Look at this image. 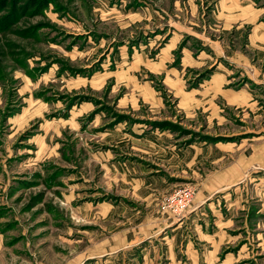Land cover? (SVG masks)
Instances as JSON below:
<instances>
[{"label":"rangeland","instance_id":"rangeland-1","mask_svg":"<svg viewBox=\"0 0 264 264\" xmlns=\"http://www.w3.org/2000/svg\"><path fill=\"white\" fill-rule=\"evenodd\" d=\"M229 6L264 29V0H0V264H198L187 240L205 249L200 264H264L255 220L215 258L190 234L207 156L150 200L108 187L100 163L119 149L113 135H172L167 145L191 156L231 145L232 161L264 147V44L247 47L253 22L224 28ZM212 41L239 49L261 75ZM186 55L197 65L185 66ZM218 66L233 71L224 88L246 89L249 105L205 89ZM172 69L179 85L165 79ZM256 168L243 182L251 212L264 201L250 183L264 173ZM186 188L190 205L167 210Z\"/></svg>","mask_w":264,"mask_h":264},{"label":"crops","instance_id":"crops-1","mask_svg":"<svg viewBox=\"0 0 264 264\" xmlns=\"http://www.w3.org/2000/svg\"><path fill=\"white\" fill-rule=\"evenodd\" d=\"M230 8V6L226 8L229 13L225 14L226 17H223L226 23V25H223L225 29H229L233 24L238 25L246 22H255L248 20L246 9L243 13H234L231 12ZM249 38L247 45L249 49L255 51L262 48L261 45L264 44V29L262 28V24L254 23ZM212 43V47L217 54L225 56L229 54L239 64L241 63L245 67L250 66L248 72L251 75H261L257 67L254 66L255 68H251L253 66L250 65V62H247L249 56L239 53V49L237 51L230 50V47L224 44L223 41H212ZM195 61L192 55H186L183 64L185 66H196L198 61ZM178 72L176 69L165 71V75L167 76L165 78L166 81L168 82L169 78V82H172L174 85H179L175 80H171L172 76L177 77ZM232 73V70L218 66V69L212 74L211 78L205 82L208 85L205 89L213 93L215 97L221 95L226 99L230 98L228 103L233 102L236 105H249L246 89L243 93L242 90L237 92L231 88H224L225 83L230 81L228 77ZM202 86L204 88V83ZM233 91L238 93L242 99L236 100V96L232 97L235 94ZM182 96L185 95L183 94ZM186 104L189 105L188 109L185 106ZM186 104L183 102L181 105L180 103V107L182 110L190 112L193 104L192 102ZM171 136L145 135L141 139L133 135H113L112 141L116 142L115 147L119 149H111L114 151L111 154L110 152H106V154L101 155L103 158L110 157V159L107 158L100 162L106 168V171L110 173V176H108V173L105 174L108 176L107 180L110 182L108 187L118 188V191L125 198L131 197L133 200H150L153 199V194L155 195L158 192L165 194L172 189L176 185V180L172 181L173 177L183 174L185 167L192 169V165L197 162L195 159L200 158V161L207 156V164L213 166V169L204 174H197L199 178L201 176L202 180L199 182L200 190L194 201V203H197L196 207L198 210L196 209L190 214L192 222L194 223L193 231L190 234H193L195 237L197 236L201 243H205L206 240L209 245L208 252L211 253L207 257L213 256L215 258L223 246L228 248L231 243L236 242L234 236L238 233H240V236H237L239 237V242H241L243 240L241 230L249 227V221L255 220L257 229H260L261 232H257V239H254V241L257 240V248L264 251V218L261 217L264 215V201L255 202L257 208L255 207L251 212V206H248L246 203L247 183H243L247 180L251 169L258 167L253 172L264 169V147L253 148L249 156L244 153H239L237 159L235 158L232 161V149L234 148L231 145H222L221 147L215 148L209 145L205 150H199L198 148L195 149V152H193L194 149L192 151L189 150V152H192L191 156V154L186 152L187 150L178 148L175 144L167 145L171 140ZM124 146H126L127 150L124 149ZM111 150L108 149V151ZM190 156L191 160L187 159ZM200 165L202 164L200 163ZM157 167L166 170L169 175L157 177L160 175L155 174L159 171ZM192 171L193 173L197 172L195 169ZM192 177L197 179L195 175ZM250 183L253 184L252 187L255 190L262 194V198L264 199V173L261 176L252 174L250 176ZM217 191H224V193L220 196L216 195L211 199L212 195ZM249 214H252L254 218H250L249 220ZM182 223L183 220L180 224ZM191 244L193 246V252H191L192 258H196L194 260L200 264V261L203 262V256H206V251L205 249L199 250L196 247V243L191 240H187V249L191 248ZM226 244L229 245L226 246ZM239 250L242 252L243 247ZM212 262L210 264H213Z\"/></svg>","mask_w":264,"mask_h":264},{"label":"built area","instance_id":"built-area-1","mask_svg":"<svg viewBox=\"0 0 264 264\" xmlns=\"http://www.w3.org/2000/svg\"><path fill=\"white\" fill-rule=\"evenodd\" d=\"M193 199V191L191 189H184L180 192L174 193L170 196L165 208L174 213H182L191 203Z\"/></svg>","mask_w":264,"mask_h":264}]
</instances>
